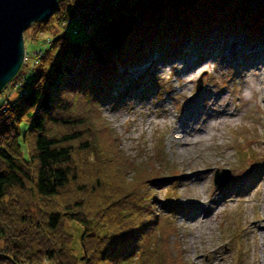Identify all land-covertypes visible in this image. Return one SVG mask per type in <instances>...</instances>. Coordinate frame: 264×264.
Wrapping results in <instances>:
<instances>
[{
    "label": "trees",
    "instance_id": "obj_1",
    "mask_svg": "<svg viewBox=\"0 0 264 264\" xmlns=\"http://www.w3.org/2000/svg\"><path fill=\"white\" fill-rule=\"evenodd\" d=\"M100 14L82 43L57 34L19 96L0 104V253L18 264H173L157 235L161 209L181 204L158 203L155 179L165 176L119 155L101 108L155 58L264 50V0H60L30 27L55 31ZM69 222L82 230L81 255ZM0 264L13 263L1 255Z\"/></svg>",
    "mask_w": 264,
    "mask_h": 264
},
{
    "label": "rangeland",
    "instance_id": "obj_2",
    "mask_svg": "<svg viewBox=\"0 0 264 264\" xmlns=\"http://www.w3.org/2000/svg\"><path fill=\"white\" fill-rule=\"evenodd\" d=\"M102 18H75L63 28L55 22V31L26 29L25 63L0 93V104L19 96L15 85L31 78L40 51L57 34L82 43ZM262 51L234 45L203 61L155 58L133 70L101 108L119 155L135 159L145 175L159 170L165 176L155 179L157 202L168 197L181 204L175 214L161 209L157 235L173 264H264ZM67 227L81 255L82 230L76 222Z\"/></svg>",
    "mask_w": 264,
    "mask_h": 264
},
{
    "label": "water",
    "instance_id": "obj_3",
    "mask_svg": "<svg viewBox=\"0 0 264 264\" xmlns=\"http://www.w3.org/2000/svg\"><path fill=\"white\" fill-rule=\"evenodd\" d=\"M60 0H0V93L20 73L26 58L25 31L51 18ZM203 87V77L197 90ZM217 183V181H216ZM218 184V183H217ZM13 264H18L10 256Z\"/></svg>",
    "mask_w": 264,
    "mask_h": 264
},
{
    "label": "bare ground",
    "instance_id": "obj_4",
    "mask_svg": "<svg viewBox=\"0 0 264 264\" xmlns=\"http://www.w3.org/2000/svg\"><path fill=\"white\" fill-rule=\"evenodd\" d=\"M19 84H20V83H19ZM19 84H18V85H15V88H18ZM185 123H188V122H185ZM183 128H184V126H183ZM185 132L187 133V132H189V131L186 130ZM184 144H187V141H185Z\"/></svg>",
    "mask_w": 264,
    "mask_h": 264
},
{
    "label": "built area",
    "instance_id": "obj_5",
    "mask_svg": "<svg viewBox=\"0 0 264 264\" xmlns=\"http://www.w3.org/2000/svg\"><path fill=\"white\" fill-rule=\"evenodd\" d=\"M41 52V51H40Z\"/></svg>",
    "mask_w": 264,
    "mask_h": 264
}]
</instances>
